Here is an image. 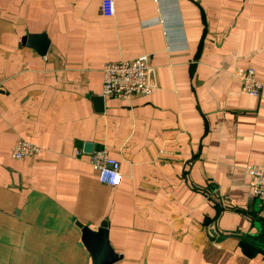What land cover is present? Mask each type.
Returning <instances> with one entry per match:
<instances>
[{
	"label": "crops",
	"instance_id": "obj_1",
	"mask_svg": "<svg viewBox=\"0 0 264 264\" xmlns=\"http://www.w3.org/2000/svg\"><path fill=\"white\" fill-rule=\"evenodd\" d=\"M105 1L0 0V264H93L78 224L102 223L114 264H264L212 235L264 228L247 172L264 169V88L234 76L264 85V0H112V17ZM144 55L152 93L104 98V66ZM18 139L41 153L14 159Z\"/></svg>",
	"mask_w": 264,
	"mask_h": 264
},
{
	"label": "built area",
	"instance_id": "obj_2",
	"mask_svg": "<svg viewBox=\"0 0 264 264\" xmlns=\"http://www.w3.org/2000/svg\"><path fill=\"white\" fill-rule=\"evenodd\" d=\"M105 17L114 15V3L107 0L102 8ZM149 57L144 55L132 60L107 63L103 69L104 98H115L129 101L138 95H150L153 87L149 82ZM234 76L240 82L244 93L253 98L261 96L264 85L258 80L256 71L251 67L238 69ZM42 149L25 139H18L12 151L16 160L34 158ZM90 163L96 173L97 180L109 187L116 188L122 181L120 162L111 157L105 149L94 150L90 155ZM250 176L249 187L253 197L264 205V169L247 167Z\"/></svg>",
	"mask_w": 264,
	"mask_h": 264
},
{
	"label": "water",
	"instance_id": "obj_3",
	"mask_svg": "<svg viewBox=\"0 0 264 264\" xmlns=\"http://www.w3.org/2000/svg\"><path fill=\"white\" fill-rule=\"evenodd\" d=\"M40 39V45L35 42V40ZM30 44L38 48L41 54H45L47 47L49 46L47 39L45 36H39L35 38H30ZM91 148V147H90ZM79 228L82 231V245L89 251L92 256L93 264H114L119 260L118 255L112 249L110 242H109V231L107 223H102L100 228L97 231L91 230L87 226H83L78 224ZM259 230L260 237H251L249 235H242V234H231V235H220L219 233L213 232L212 235L214 237L221 236L219 241L224 240L226 237H235L241 241H245L248 245L255 247L264 251V228H260L257 226Z\"/></svg>",
	"mask_w": 264,
	"mask_h": 264
}]
</instances>
